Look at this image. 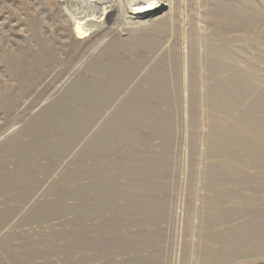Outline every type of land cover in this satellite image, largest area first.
Returning <instances> with one entry per match:
<instances>
[{
	"label": "rangeland",
	"instance_id": "1",
	"mask_svg": "<svg viewBox=\"0 0 264 264\" xmlns=\"http://www.w3.org/2000/svg\"><path fill=\"white\" fill-rule=\"evenodd\" d=\"M0 264H264V0H0Z\"/></svg>",
	"mask_w": 264,
	"mask_h": 264
},
{
	"label": "bare ground",
	"instance_id": "2",
	"mask_svg": "<svg viewBox=\"0 0 264 264\" xmlns=\"http://www.w3.org/2000/svg\"><path fill=\"white\" fill-rule=\"evenodd\" d=\"M66 3H71V0H64ZM100 1V0H99ZM145 1V0H144ZM158 1V0H157ZM103 2V1H102ZM73 3V2H72ZM158 2H156V4H157ZM75 4V3H74ZM95 4H98L97 3V1L95 2ZM137 5H138V7L136 8V12H133V13H131V14H129L131 17H133L134 15H138V12H140V13H143L146 9H149V8H152L154 5H155V3H146V2H137L136 3ZM94 5V4H93ZM71 8V7H70ZM109 11H112L111 9H109ZM138 11V12H137ZM86 22H88V24H87V27H86V30L88 31V30H90L91 28H93L92 27V25H95V21H93L91 18L90 19H88V20H86ZM103 25V24H102ZM101 25V26H102ZM100 26V27H101ZM104 26V29L106 28V26L105 25H103ZM103 26H102V28L101 29H103ZM97 28H99V27H97ZM207 39V38H206ZM225 53V52H224ZM213 77V76H212ZM221 80V79H220Z\"/></svg>",
	"mask_w": 264,
	"mask_h": 264
}]
</instances>
